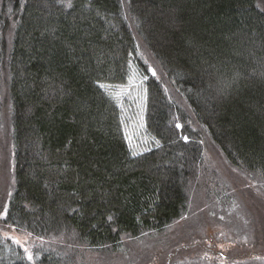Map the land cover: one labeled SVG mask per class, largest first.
<instances>
[{"label": "trees", "instance_id": "16d2710c", "mask_svg": "<svg viewBox=\"0 0 264 264\" xmlns=\"http://www.w3.org/2000/svg\"><path fill=\"white\" fill-rule=\"evenodd\" d=\"M132 62L140 151L105 87ZM208 150L263 179L264 0H0V264H152L149 239L210 189ZM258 245L224 258L264 264Z\"/></svg>", "mask_w": 264, "mask_h": 264}, {"label": "rangeland", "instance_id": "374dc122", "mask_svg": "<svg viewBox=\"0 0 264 264\" xmlns=\"http://www.w3.org/2000/svg\"><path fill=\"white\" fill-rule=\"evenodd\" d=\"M141 49L145 54L140 55L146 60L148 67L146 68L153 72L155 61L151 53L147 52L142 44ZM144 73L147 74L132 62L130 76L125 83L105 85L122 108L125 136L131 147L137 151L148 149L156 143L144 129L146 79ZM208 156L207 164L211 170L207 172L206 180L210 189L206 192L198 190L191 195L189 204L191 211L182 229L177 226L171 230L166 228L160 235L149 239L145 252H151L152 264H239V261H227L224 257L233 253L237 249V244L247 247V244L253 242L255 246H259V241L264 240V231L261 230V227L264 228V177L262 180L261 177H255L247 181L246 176L232 170L211 150H208ZM6 162L8 163V157L1 162L5 166V171L0 169V176H6ZM219 195H224V199L222 200ZM248 214H252L253 218ZM169 237L171 240L175 239L176 243L197 241L201 245H190L188 250H182L175 244H165L168 245L167 248L164 245L158 246ZM130 244H135L136 249V243ZM171 249L172 254L168 251ZM130 257L126 260H130ZM137 257L135 254L134 258ZM115 258L111 256L110 263L118 264L114 263Z\"/></svg>", "mask_w": 264, "mask_h": 264}, {"label": "snow or ice", "instance_id": "6c2138e0", "mask_svg": "<svg viewBox=\"0 0 264 264\" xmlns=\"http://www.w3.org/2000/svg\"><path fill=\"white\" fill-rule=\"evenodd\" d=\"M67 6H71V4L69 3ZM101 87H103V85H101ZM177 127H180V125H177ZM185 139L187 140V138L185 137ZM133 155H138V153H133ZM109 219H111V217H109ZM18 242V241H17ZM29 259H31V256H29Z\"/></svg>", "mask_w": 264, "mask_h": 264}]
</instances>
